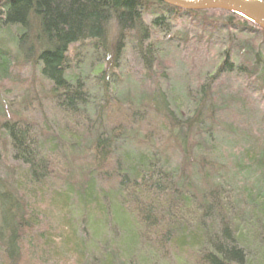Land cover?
Here are the masks:
<instances>
[{
    "label": "trees",
    "instance_id": "1",
    "mask_svg": "<svg viewBox=\"0 0 264 264\" xmlns=\"http://www.w3.org/2000/svg\"><path fill=\"white\" fill-rule=\"evenodd\" d=\"M21 37L37 86L14 108L44 94L51 117L0 122V264H48L55 234L78 264H264L262 29L159 0H0V103ZM82 41L101 58L73 64ZM191 41L212 52L194 77L170 51Z\"/></svg>",
    "mask_w": 264,
    "mask_h": 264
},
{
    "label": "rangeland",
    "instance_id": "2",
    "mask_svg": "<svg viewBox=\"0 0 264 264\" xmlns=\"http://www.w3.org/2000/svg\"><path fill=\"white\" fill-rule=\"evenodd\" d=\"M186 30V33H189V35L192 34V32H189V28H183L181 25H177L176 29L174 28L172 32L175 31H182ZM184 33V32H183ZM22 32H18L16 35H21ZM5 35H9V33H5ZM112 31H110V34L107 35V39H106V47H105V52L103 54V58L105 59V64H106V68H109V64L110 61H113V51H112V43H113V39H112ZM20 50H22L23 52H25L24 54H21L20 57V63L19 66L17 67V69L15 70V76L17 79L15 80L14 84L9 83V85L7 84V87L10 88L11 91H6L3 94L2 97V101L0 103V122L1 121H5V120H12V119H17V118H26V116L31 117L33 120L39 122L40 124L42 123V125L45 123V121L49 120L50 117L48 118L49 115V110L48 108L44 105L46 100H42V97H45L44 94H40L37 98L40 100V103L43 104L41 110H39V108H35L33 110L30 111H25L22 110L20 108V110L18 111V109L14 108V106L16 104H18L19 102H24V98H25V92L27 90V87L33 85L36 87L37 86V82L35 80V76L33 74L34 69H32V55L29 54L27 55L26 53H30L31 52V44L29 42L28 37H21L20 38ZM10 48H12V45L10 44ZM186 48L184 49V46L178 48V50L173 51V47L170 48V51L175 54V61H180L181 59H184L186 62V67L185 65H183L185 67V71L186 72H191L192 74H190L192 77H194V68H196L197 66H201L203 65L206 61H210L209 58L212 56V52L209 54L208 59H205L204 55H205V46H201L198 43H196L195 41H191L189 42L186 46ZM73 49H77L78 53H76V55H72ZM127 52L124 54L125 58H123V65H124V72H138V70H140V72H142V70H144L141 66H137V64L135 63V58L133 57L131 51L126 50ZM101 53L102 51H100V49L98 48H94L93 46L90 45V43L88 41H82V42H78L73 44L70 47V56H71V60L73 61V63L75 62V60L77 58H82L83 55H85L86 57H88L89 61L87 62H91V61H97L98 58H101ZM172 57V56H171ZM96 59V60H95ZM169 59H171L169 57ZM100 61V60H99ZM26 62V64H25ZM28 62V63H27ZM31 62V63H30ZM108 62V63H107ZM204 62V63H203ZM114 63L111 64V66ZM162 67H166L168 68V72H176V68L171 65V63H169V60H165L162 61ZM93 72H97V66L96 69L93 67ZM108 71H112V68H109ZM161 72V70H160ZM34 87V88H35ZM35 90V89H33ZM22 91V92H20ZM31 95H27L26 97H30ZM10 103H13L12 105ZM25 106V105H24ZM21 112V113H20ZM6 150L2 147H0V154H1V166L3 168H6L10 162H9V156L6 154ZM242 178V174L238 175V180H240ZM57 213V212H56ZM55 213V214H56ZM58 216L60 217L59 213ZM56 220L53 217V227H58L61 234L65 235V233L67 232V228L68 224L64 221V219H62L61 217L58 219L57 217H55ZM61 221V222H60ZM55 234V233H53ZM51 240L54 243L53 246H55L57 248V253H53L51 254L52 256H49L50 259L48 261V264H78L77 261V257L76 254H73V252L71 251H65L63 250V244H62V236H58V234H55L54 236H51ZM152 247V246H151ZM150 247V248H151ZM60 250V251H59ZM145 251V248L143 249ZM183 257V256H182ZM146 259H150L148 257H146ZM163 261V260H162ZM166 261L170 264H174L176 263L173 259L170 260L169 258H166ZM155 264H162L160 260H158Z\"/></svg>",
    "mask_w": 264,
    "mask_h": 264
},
{
    "label": "water",
    "instance_id": "3",
    "mask_svg": "<svg viewBox=\"0 0 264 264\" xmlns=\"http://www.w3.org/2000/svg\"><path fill=\"white\" fill-rule=\"evenodd\" d=\"M183 10H221L245 18L264 31L263 0H159Z\"/></svg>",
    "mask_w": 264,
    "mask_h": 264
},
{
    "label": "bare ground",
    "instance_id": "4",
    "mask_svg": "<svg viewBox=\"0 0 264 264\" xmlns=\"http://www.w3.org/2000/svg\"><path fill=\"white\" fill-rule=\"evenodd\" d=\"M26 54L28 55L29 53H26ZM88 59H89L88 57H86L85 55H83L82 58H77L73 64H78V63H81L82 61L83 62H87V61H89Z\"/></svg>",
    "mask_w": 264,
    "mask_h": 264
}]
</instances>
